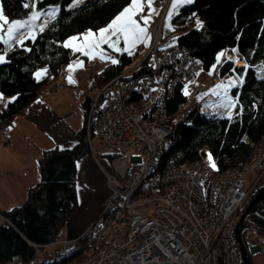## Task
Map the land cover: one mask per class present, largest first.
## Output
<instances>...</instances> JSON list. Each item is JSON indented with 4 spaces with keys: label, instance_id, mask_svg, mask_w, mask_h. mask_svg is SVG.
<instances>
[{
    "label": "trees",
    "instance_id": "obj_1",
    "mask_svg": "<svg viewBox=\"0 0 264 264\" xmlns=\"http://www.w3.org/2000/svg\"><path fill=\"white\" fill-rule=\"evenodd\" d=\"M71 1L0 0V12L8 21L22 20L33 10L58 8L56 15L33 39L11 44L0 42V54H4V61L0 63V94L11 98L0 108V129L9 126L15 116L23 114L47 83V75L37 78L38 70L45 69L58 76L79 56L77 51L65 46V40L107 25L130 4V0H84L77 6L68 7ZM192 17L198 23L189 28ZM171 23L179 30L174 41L201 63L203 72H209L219 63L217 57L224 49L236 56L233 60L224 58L216 72L220 77L234 80L229 92L236 103L228 117L199 115L197 109L213 102L215 96L208 94L195 105H188L190 86L177 85L166 102L173 128L170 138L181 152L180 160L208 163L205 158L211 156V172L204 182L207 190L218 174L243 166L256 149H264V0H193L179 8ZM106 55L115 58L117 63L107 64L95 73L90 88L100 87L141 58L136 51L131 55L109 51ZM134 70L133 75L141 74L147 71L146 64L141 62ZM90 103V98L85 95L83 124L75 133L73 146L44 150L37 161L39 180L28 190L24 202L0 210L4 218L0 224V263L19 256L22 264H77L90 252L94 226L113 213L117 200L112 201L92 228L75 241L71 252L46 262L39 259L35 247L59 240L68 217L77 207L75 164L90 153L85 127ZM100 103L101 100L92 110V125ZM182 117L183 121L180 120ZM167 153L164 151L163 159ZM106 155L108 158L121 157L111 153ZM255 208L257 217L248 216L246 221L254 223L252 220H255L264 229V198Z\"/></svg>",
    "mask_w": 264,
    "mask_h": 264
},
{
    "label": "built area",
    "instance_id": "obj_2",
    "mask_svg": "<svg viewBox=\"0 0 264 264\" xmlns=\"http://www.w3.org/2000/svg\"><path fill=\"white\" fill-rule=\"evenodd\" d=\"M164 3L163 14L168 0ZM163 14L143 51L147 71L133 75L135 67H129L85 91L91 100L86 119L90 153L96 156L95 141L107 153L131 157L125 181L107 176L111 192L105 210L117 202L111 216L94 226L90 252L77 264H243L233 232L240 208L256 186L253 180L246 183V177L263 170L264 149H256L243 166L218 174L207 190L204 182L211 165L180 160L181 152L170 138L173 128L166 102L177 85L191 83L202 65L184 46L161 39ZM142 49L139 46L137 51ZM233 86L232 77L214 74L209 85L190 93L188 104L214 93L220 100L197 112L206 118L220 116L221 102L236 103L229 92ZM99 100L92 125V110ZM164 151L168 153L163 159ZM139 207L143 212H138ZM242 240L264 256V233L249 239L242 235ZM73 248L68 240L59 239L36 246L35 251L46 262ZM0 264H22V259L13 256Z\"/></svg>",
    "mask_w": 264,
    "mask_h": 264
},
{
    "label": "crops",
    "instance_id": "obj_3",
    "mask_svg": "<svg viewBox=\"0 0 264 264\" xmlns=\"http://www.w3.org/2000/svg\"><path fill=\"white\" fill-rule=\"evenodd\" d=\"M173 3L177 5L175 10L172 9ZM186 3V0H169L164 20L171 21L174 14ZM148 10H150L149 13L151 12V18L145 26L146 39L162 13L161 8L156 6ZM169 12H172L170 18ZM68 43L70 42L66 40L64 44L70 48ZM120 44L122 46L123 41ZM140 45L146 48L149 46L144 41L138 43L134 50H138ZM77 48L79 56L72 60L58 76L47 73L45 69L37 71L41 73L40 76H48L47 83L25 112L15 116L9 126L4 129L6 140L0 143V210H8L24 202L28 190L39 180L37 161L44 150L69 148L75 143V133L83 124L82 102L85 90L89 87L94 74L112 63L105 52L92 45L85 49ZM123 48L121 47V52H124ZM101 56L104 59H101ZM69 77L72 83L69 82ZM9 100L11 98L0 94V108ZM90 155L83 156L75 164L77 179L75 190L79 208L68 217L61 233V236H65L61 238L71 243L84 234L91 223L100 216L106 205V198L111 192L107 180L110 174L105 172L101 164L97 162V153L96 156L91 153ZM96 169L104 176L102 187H95L93 171ZM94 187L98 193L102 194L94 196L92 194ZM2 222L4 218L0 214V224Z\"/></svg>",
    "mask_w": 264,
    "mask_h": 264
},
{
    "label": "rangeland",
    "instance_id": "obj_4",
    "mask_svg": "<svg viewBox=\"0 0 264 264\" xmlns=\"http://www.w3.org/2000/svg\"><path fill=\"white\" fill-rule=\"evenodd\" d=\"M83 1L84 0H80V2L77 3V0H72L68 4V7L77 6V5L81 4ZM168 2H169V0H168ZM161 3L162 4L157 6V7H160L161 10H162L164 8V4L165 3L164 2H161ZM152 4H153V6H156L154 3H152ZM129 5H127V6H129ZM167 7H168V3H167ZM148 9L149 8L145 7L144 12L135 17L140 22L142 27H145L146 25L143 23V20L140 19V16L148 14L149 11H150ZM166 10L164 11V13H166ZM57 11H58L57 7H50L48 9H46V10H41V11L33 10V11H31V13L26 18H24L22 20L9 21V24H11L13 22H16V21H19V22L30 21L31 23L29 24L28 27H25V28L20 29L19 31L15 32L14 33V38H12V39H9L8 35L6 34L8 25H4L3 26V30H0V37H3V39H0V42H2L3 44H11V43H14V42L20 43L21 41H24V40H26L28 38L33 39L36 36V34L38 33V31H40L56 15ZM34 15H37V18L35 20H33V16ZM163 15L165 17V14H163ZM112 20L107 25H105V26H103V27H101V28H99L97 30H94V31H90L89 30V31L83 33L82 35H80V37H77V38H76V36H71L73 38L69 37L67 39V41L70 42V43H68V46H70V49L76 51V50H78V48L76 49V47L85 49L88 46L93 45V43L96 42L99 39L100 30H102V29L106 28L107 26H109L110 23L112 22ZM197 23H198V21L196 20V18L192 17L191 21L188 23V27L189 28L190 27H194V26H196ZM0 24H3V20H0ZM151 29H150V34H148L147 39L145 40V43L148 44V45L151 42V38H152ZM89 32L93 33V35L91 37L88 36ZM178 33H179L178 28L174 24H172L171 21H168V19L167 20L163 19V27H162V30H161V33H160V37L162 38V40L164 42H166V41L171 42L172 40L175 39V37L178 35ZM113 39H115V37H113ZM4 40H7L8 42L4 43ZM118 47L121 49V47H124V44L122 46H121V44H119ZM145 48L146 47H143L141 52L145 51ZM98 49L102 50V52H105L106 54L109 53V51L112 52V53L121 52V50L120 51L113 50L112 48L108 47L107 44H101ZM130 51H131V53L135 52L134 48L130 49ZM125 53H128V52H125ZM221 53H224V55L220 56ZM0 57H3V61H4V54L3 53L0 54ZM219 57L220 58L223 57V58L229 59V60H233V59L236 58L234 53L232 51H230V50H227V49H224L223 51H221L219 53ZM112 59H115V58L112 57L111 60ZM138 62L139 63H141V62L146 63L147 59H143V60L140 59ZM237 65H240V64H237ZM216 69H218V63H217V65L213 66L209 72H203L202 69L198 70L196 72L193 80L191 81V83L189 85H187V86H190L191 89H192V92L193 91L195 92L196 89H198L200 87H204L206 85H209V83L213 79V73L215 72ZM218 91H221V90L219 89V90H217V92ZM192 92H190V93H192ZM233 104H232V102H230V103H221L220 104V107H221V110H222V116L228 117L230 115V113L232 112V110L234 108V107L232 108ZM225 105H227V106H225ZM85 127H86V124H85ZM4 129L5 128H1L0 129V143H3L6 140V136L4 134ZM94 149H95V151L97 153V156H98L97 159H96L97 162L100 163L102 168H103V170L105 172H107L108 174H110V175H114V176L123 175L125 173L126 169L130 165V158H129V157H131L130 155L124 156V157H122V156L121 157H117L116 156L114 158H108V156L106 155L108 153L100 145H98L95 141H94ZM88 154L90 155V153H88ZM205 161L208 162L209 164L212 163L209 160L208 157L205 158ZM93 176H94V180H95V183H94L95 187L96 186H101V187L104 186V184H103L104 183V176L102 175V173L99 170H97V169L94 170L93 171ZM251 180L256 182V184H255L256 186L253 189L251 195L249 196V198L247 200L251 199V197L258 191V189L260 187L264 186V168H263V170H261V172H256V171L250 172V174L246 177V181L245 182L248 183ZM122 181H125V180L123 179ZM95 187H94V189H92V194L94 196H96L98 194H102V193H98L97 189H95ZM76 189H77V182H76ZM107 200H108V198H106V201ZM78 208H79V202L77 201V207L74 210V212H76ZM138 212H143V208L139 207L138 208ZM240 213H239V215H240ZM256 234H257L256 231L246 230L245 233H244V237L246 239H249L250 237L255 236ZM61 237L64 238L65 236L62 235ZM74 244H75L74 242L71 243V246L73 247ZM246 248H247V250L249 249V251H250V258H251L252 264H264V256L263 255H261L256 250H251L252 247H250V246H246ZM263 248H264V246H263Z\"/></svg>",
    "mask_w": 264,
    "mask_h": 264
},
{
    "label": "snow or ice",
    "instance_id": "obj_5",
    "mask_svg": "<svg viewBox=\"0 0 264 264\" xmlns=\"http://www.w3.org/2000/svg\"><path fill=\"white\" fill-rule=\"evenodd\" d=\"M80 0H77L79 3ZM154 0H130V5L126 6L122 11L112 20L109 26L100 30L99 39L93 43L94 48H99L101 44H107L108 47L112 48L115 51H120L121 49L118 47L121 40L123 41L124 52H128L130 55L132 54L130 49L136 47L138 43H143L146 39V28L142 27L140 22L135 18L144 12L145 7L151 9L152 3ZM187 3H192L193 0H186ZM177 5L175 3L172 4V9L175 10ZM154 11V9H153ZM169 18L172 15V12H169ZM37 18V15L33 16V20ZM151 18V12L146 15H141L140 19L143 20V23L146 25L148 20ZM0 20H3V24H0V30H3L4 25H8L6 34L9 39L14 38V33L28 27L31 23L30 21L25 22H13L9 24L7 19H4L3 13L0 12ZM93 33L89 32L88 36L91 37ZM115 37V39H113ZM3 39V37H0ZM7 40H4V43H7ZM22 42V41H21ZM67 46V45H66ZM87 54V53H86ZM224 53H221L220 56H223ZM104 59L103 56L100 57ZM220 57H217V61L219 62ZM3 62V57H0V63ZM111 62L113 64L117 63L115 59H112ZM41 73H36L37 78H39ZM69 82L72 83L71 77H69ZM223 87V85H217V88ZM215 91V90H213ZM187 91H185V95H187ZM227 106V105H225ZM209 160H211V156L209 155ZM214 167V165H213Z\"/></svg>",
    "mask_w": 264,
    "mask_h": 264
},
{
    "label": "water",
    "instance_id": "obj_6",
    "mask_svg": "<svg viewBox=\"0 0 264 264\" xmlns=\"http://www.w3.org/2000/svg\"><path fill=\"white\" fill-rule=\"evenodd\" d=\"M264 198V186L260 187L258 191L251 197L249 203L245 209L240 213L238 220L234 228V240L237 244L239 254L243 264H252L249 251L247 250L245 244L242 240L243 232L246 230H253L256 232L264 233V229L256 227L254 225H249L245 223L247 216L256 215V204L258 201Z\"/></svg>",
    "mask_w": 264,
    "mask_h": 264
},
{
    "label": "bare ground",
    "instance_id": "obj_7",
    "mask_svg": "<svg viewBox=\"0 0 264 264\" xmlns=\"http://www.w3.org/2000/svg\"><path fill=\"white\" fill-rule=\"evenodd\" d=\"M65 41H66V40H65ZM64 43H65V42H64ZM139 65H140V63L137 62V63H136L134 66H132V67H135L134 69H136V67L139 66ZM150 72H152V71L150 70ZM52 74L55 76L54 73H52ZM222 101H223V100H222ZM31 103H32V102H31ZM31 103H30V104H31ZM224 103H228V102H224ZM30 104H29V105H30ZM99 109H100V108H99ZM24 112H25V111H24ZM249 201H250V200H249ZM107 202H108V200H107ZM107 202H106V203H107ZM258 202H259V201H258ZM258 202H257V203H258ZM248 203H249V202H248ZM103 212H104V211H102V213H103ZM96 220H97V219H96ZM245 220H246V219H245ZM259 228H260V227H259ZM244 233H245V231L243 232V235H244ZM257 233H261V232H257ZM233 236H234V235H233ZM59 239H60V240H66V239H62L61 237H60ZM74 243H75V242H74ZM251 250H252V249H251ZM248 251H249V249H248ZM249 254H250V251H249Z\"/></svg>",
    "mask_w": 264,
    "mask_h": 264
},
{
    "label": "flooded vegetation",
    "instance_id": "obj_8",
    "mask_svg": "<svg viewBox=\"0 0 264 264\" xmlns=\"http://www.w3.org/2000/svg\"><path fill=\"white\" fill-rule=\"evenodd\" d=\"M251 217H257L256 215H250ZM248 217V216H247ZM247 217H246V219H247ZM252 222H254V223H251V222H248V221H246L245 220V223L246 224H249V225H254V226H256V227H260L257 223H256V221L254 220H252Z\"/></svg>",
    "mask_w": 264,
    "mask_h": 264
}]
</instances>
